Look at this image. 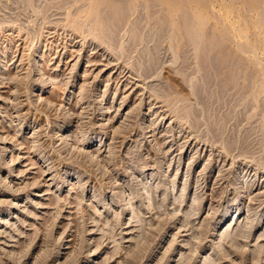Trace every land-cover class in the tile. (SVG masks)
I'll return each instance as SVG.
<instances>
[{"label": "rangeland", "instance_id": "rangeland-1", "mask_svg": "<svg viewBox=\"0 0 264 264\" xmlns=\"http://www.w3.org/2000/svg\"><path fill=\"white\" fill-rule=\"evenodd\" d=\"M118 1L0 0V264H264V0ZM223 36L263 78L195 95Z\"/></svg>", "mask_w": 264, "mask_h": 264}, {"label": "bare ground", "instance_id": "bare-ground-1", "mask_svg": "<svg viewBox=\"0 0 264 264\" xmlns=\"http://www.w3.org/2000/svg\"><path fill=\"white\" fill-rule=\"evenodd\" d=\"M115 1H117V0H115ZM145 1V0H144ZM151 1V0H150ZM155 1V0H154ZM167 1H169V0H166L165 2H167ZM190 1V0H189ZM251 1V0H250ZM104 2H106V1H104ZM142 2V1H141ZM152 2H153V0H152ZM175 2V1H174ZM182 2V1H181ZM184 2V1H183ZM238 2V1H237ZM252 2H253V0H252ZM254 2H256V1H254ZM113 3H115V2H113ZM158 3H160V2H158V0H157V2L155 3V4H150L149 3V7H151L150 5H152V7H151V9L150 8H148L147 7V10L149 9L150 11V14L151 15H153V13H154V16H152V17H154V19L156 18L155 17V13L156 12H158L159 11V9L157 8L158 6H157V4ZM168 3V2H167ZM189 3V2H188ZM249 3H251V2H249ZM258 3H260V2H258ZM257 3V4H258ZM108 4H110V2L108 3ZM128 4H129V2L127 1V3L124 1V0H120V1H118L117 2V4L116 5H112L113 7H111L110 5H108L107 6V4H103L104 6H106L105 8H101L100 7V9H102V10H100L99 8V10H100V12H98V16L97 17H99V19L97 20L96 19V22H97V26L99 27V26H101V25H98V24H100V23H102L104 26H102V27H104L105 28V26H106V28H107V26H108V28H109V30L111 31L113 28H111L110 29V27L109 26H111L112 24H116L117 22H115L114 21V19L115 20H120V23L119 24H117V25H119V26H121L122 25V23H124V22H121V21H124V19L126 18L127 19V17H125L126 16V14H124V10H126V7H129L128 6ZM163 4V3H162ZM173 4V3H172ZM130 5V4H129ZM177 5V4H176ZM179 5H181L180 3H179ZM213 5H215V4H213ZM255 5H256V3H255ZM259 5V4H258ZM264 5V4H263ZM102 6V5H101ZM103 6V7H104ZM110 6V7H109ZM116 6V7H115ZM146 6H147V4H146ZM153 6H155V7H153ZM157 6V7H156ZM160 6V5H159ZM170 6V5H169ZM209 6V5H208ZM250 6V5H249ZM252 6V5H251ZM260 6V5H259ZM262 6V5H261ZM145 7V6H144ZM143 7V8H144ZM181 7V6H180ZM235 7V6H234ZM157 8V9H156ZM168 8V7H167ZM171 8V7H170ZM186 8V7H185ZM249 8H251V7H249ZM258 8V7H257ZM263 8V7H262ZM146 9V8H145ZM161 9V8H160ZM254 9H256V7L254 8ZM253 9V10H254ZM158 10V11H157ZM162 10H163V8H162ZM176 10H177V8H176ZM248 10V9H247ZM261 10V9H260ZM127 11V10H126ZM145 11V10H144ZM168 11V10H167ZM183 11V10H182ZM186 11V10H185ZM249 11V10H248ZM252 11V10H251ZM262 11V10H261ZM148 14H149V12L148 11H146ZM194 12V11H193ZM257 12V11H256ZM264 12V11H263ZM146 13V14H147ZM258 13V12H257ZM256 13V14H257ZM259 13H260V11H259ZM149 14V15H150ZM158 14V13H157ZM156 14V15H157ZM262 14V15H261ZM150 15V16H151ZM164 15V16H163ZM163 15H161L160 16V18H162V22L161 23H159V21H158V23L161 25L160 27H158V25L159 24H155V22L153 23V24H155V25H153L152 27H153V30L154 29H158L159 30V32H160V34L162 35L161 36V38L162 39H160V37L158 38V30L157 31H155V32H157L158 34V36L156 35L155 36V33H154V35L153 36H155L156 38H152L151 39V37H150V39L151 40H155L157 43H165V41L167 42V40H169V39H167L168 38V36H171V35H175V30H176V28L174 29V22H172V23H174L173 24V26H172V23L170 22V18H172V16H170L169 14H167L166 15V13L165 14H163ZM191 15H192V13H191ZM190 15V11H186V12H184V15H183V13H181V17H180V22H179V24H180V26L178 25V29H177V32H178V34L180 33V34H182L183 35V37L185 38H187L186 40H190L192 43H194V45L195 44H197L198 42V40L196 39V37L194 36V35H196L197 33H195L196 32V30H195V26L193 27L192 25H191V23H192V19H193V17L195 16H191ZM128 16H129V13H128ZM150 16H147V17H150ZM163 16V17H162ZM261 16H264L263 15V13H260V16L259 17H261ZM146 17V16H145ZM199 17V16H198ZM158 16H157V19L159 20L160 19ZM264 18V17H263ZM156 19V20H157ZM194 19H195V17H194ZM114 21L115 23H112L111 21ZM126 21V20H125ZM155 21V20H154ZM111 23V24H110ZM117 25H115V26H117ZM156 25H157V27L158 28H156ZM114 26V27H115ZM154 26H155V28H154ZM102 27L101 28H98V29H102ZM112 27V26H111ZM118 27V26H117ZM173 27V28H172ZM102 29V30H104V32L106 33V34H108L110 31L109 30H107V32H106V30L105 29ZM152 29V28H151ZM150 29V31H149V34L151 35V34H153L152 33V31L153 30H151ZM114 30V29H113ZM112 30V31H113ZM139 30H140V28H139ZM115 32H117V28L115 27V30H114ZM114 31H113V33L112 32H110L109 33V35H111V33H112V37H110V39L112 38L113 39V36L115 35L116 36V33H114ZM103 31H102V34L104 33ZM105 33L103 34V35H105ZM173 33V34H172ZM114 34V35H113ZM149 35V36H150ZM102 36V35H101ZM107 36V35H106ZM106 36H104L105 37V39H104V37H103V39H104V41L106 40V42H109L110 40H109V38L108 37H106ZM114 36V37H115ZM152 36V35H151ZM152 36V37H153ZM225 36H223V37H211L210 38V44H205L204 46H203V49H201L202 51H203V58H202V63L200 62V64H201V68H199V69H201L200 70V72H202L201 74H200V76H201V78H202V81H201V89H197L196 87V92H195V89H194V92H195V95H197V92H198V94L199 95H202V92L204 91H206L207 90V88L208 87H210V86H213V87H215L216 86V90H215V92H213V93H215V95L216 96H214V98H217V96H220L223 92H225L227 89H229V91H230V87L232 88H234V89H236V85H238L239 83L237 82V81H239L238 80V76H239V74H241V73H244L245 74V77H246V81H247V87L248 86H250V85H252L253 83L254 84H257V82L258 81H260V79H262V78H257V73L256 74H253L254 72H256V71H254V72H251L250 70L247 72V62H246V64H245V62H244V60L242 59V60H240L241 58H238V57H236L235 55V53H231L230 51L231 50H229L228 49V47H227V44H226V42H225V39L226 38H224ZM228 37V36H227ZM109 40H107V39ZM101 39H102V37H101ZM111 39V40H112ZM159 39L160 40H162L161 42H158L159 41ZM114 40H115V38H114ZM114 40H112V41H114ZM185 40V41H186ZM230 40V39H229ZM152 41V42H153ZM164 41V42H163ZM171 41H172V39H171ZM188 41H186V43L188 42ZM229 42V41H228ZM113 43V42H112ZM162 43H161V45H162ZM190 42H188V44H189ZM185 46L183 47V48H185L186 47V44H184ZM226 45V46H225ZM156 46V45H155ZM190 46H191V44H190ZM189 45L187 46L188 47V49H189V47H190ZM196 47H197V45H195ZM157 47V46H156ZM161 46L159 45V47H157V49H159V53H160V49H162V47L160 48ZM192 47H193V45H192ZM192 47H190V49L192 48ZM201 47V46H200ZM198 48H199V46H198ZM186 49V48H185ZM184 49V50H185ZM196 49V48H195ZM197 50H200V48L199 49H197ZM154 51H155V53H156V50H155V48H154ZM158 53V52H157ZM233 54H235V55H233ZM181 55H183V54H181ZM201 55V56H202ZM253 57V56H252ZM183 58V57H182ZM247 58V57H246ZM245 59V58H244ZM156 62V64L154 63V65L155 66H158V64H160V60L157 62V60L155 61ZM153 63V62H152ZM185 64V63H184ZM154 65H151L153 68H155V66ZM249 65V64H248ZM185 67H187V66H185V65H183V69H185ZM254 67V66H253ZM252 67V68H253ZM182 68V67H181ZM183 69L180 71V72H182L183 73ZM187 69V68H186ZM259 69V68H258ZM262 70H263V68H262ZM179 72V73H180ZM199 72V73H200ZM260 73H261V71H260ZM259 73V74H260ZM264 73V72H263ZM182 75V74H181ZM185 75L187 76V72L185 73ZM256 77H255V76ZM186 76H184V78H186ZM261 77V76H260ZM182 79H184L183 77H181ZM185 80V79H184ZM251 83L250 85L248 84L249 82ZM261 81H263V80H261ZM258 83H260V82H258ZM263 85V84H262ZM236 86V87H235ZM254 86V91H255V88L257 89V87H258V85H257V87H256V85H253ZM253 86H250V91H251V87H253ZM213 87H211L212 89H213ZM209 89V88H208ZM215 89V88H214ZM210 90V93L212 92L211 91V89H209ZM246 90V89H245ZM244 90V91H245ZM214 91V90H213ZM232 91V90H231ZM244 91H243V93H244ZM248 91H249V87H248ZM253 90H252V92H254ZM193 92V93H194ZM209 92V91H208ZM242 92V91H241ZM246 92V91H245ZM201 93V94H200ZM206 93V92H205ZM205 93L203 94V95H205ZM209 93V94H210ZM212 93V94H213ZM228 93V92H227ZM207 94V93H206ZM240 94V92L238 93V95ZM200 97V96H199ZM201 98V97H200ZM222 98V97H221ZM221 98L219 99V100H221ZM204 99V98H203ZM207 99V98H206ZM211 99V98H210ZM211 100H213V99H211ZM239 100V99H238ZM207 101H209V98L206 100V102ZM203 102L205 103V100H203ZM208 103V102H207ZM207 106V105H206ZM263 130H264V128H263ZM264 134V133H263Z\"/></svg>", "mask_w": 264, "mask_h": 264}]
</instances>
